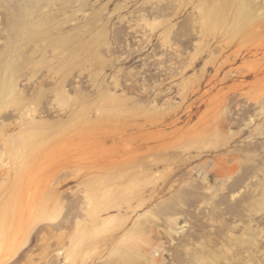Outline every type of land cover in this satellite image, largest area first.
Here are the masks:
<instances>
[{"label":"rangeland","instance_id":"rangeland-1","mask_svg":"<svg viewBox=\"0 0 264 264\" xmlns=\"http://www.w3.org/2000/svg\"><path fill=\"white\" fill-rule=\"evenodd\" d=\"M0 264H264V0H0Z\"/></svg>","mask_w":264,"mask_h":264}]
</instances>
